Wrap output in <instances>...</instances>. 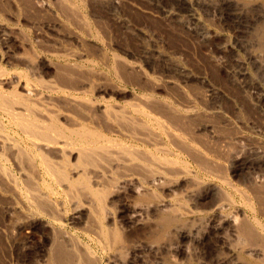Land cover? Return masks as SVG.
<instances>
[{
	"label": "rangeland",
	"instance_id": "374dc122",
	"mask_svg": "<svg viewBox=\"0 0 264 264\" xmlns=\"http://www.w3.org/2000/svg\"><path fill=\"white\" fill-rule=\"evenodd\" d=\"M19 1L20 0H0V11H2L0 12V29L4 30L3 33L5 35L4 36L2 34L3 36L0 37H4L0 39V64L1 68L3 66L5 71H8V73H16L18 72V68L22 69V67H18L17 59L18 55L23 56L24 53L18 45L20 40L17 37H21L20 39H23L27 45L26 50L30 52L33 51L35 57L38 55V59H35V61L38 60L37 63L40 64L41 75L46 76V74H52L54 70L57 69V67L61 68L65 66L68 68L71 67L72 69H77L75 68V65H77L76 67L78 68L80 66L82 71L80 68L77 69V71L75 70L79 75L82 76L80 78H85L84 80L89 84L91 80H94V82H91L90 85H92V83H96V87L93 86L94 84L92 85L93 91L95 89L94 92L91 91L93 94H91L90 90H88V94L92 98H97L98 96V98H100L101 96H104V99H111L113 102L117 101V103L131 100V98H135L136 96H141L143 92L139 90L140 88L138 86H142L143 84V87L149 90V92L152 90L150 92L151 94L149 93V95L153 96H151L152 99L160 102L165 101L164 103L169 105L172 109L175 108V105L177 104L176 106L178 107H176L174 111H177L181 115L184 114V107L188 106L185 111L191 107L190 111L192 112V116L187 119L184 118V121L186 120L185 122L182 120L183 122L181 123H183V126L180 124L181 126L177 127V131L179 130L178 133L186 134L185 138L191 137L193 140L192 142H196V145H202L201 147L205 146V148L212 149L213 151L219 149L223 150L222 148H231L233 150L231 151V149H229V152H231V157L228 159V161H220V163H222V167H220L219 173H216L214 176H205V173L202 174V172H198L194 168L187 167L193 172H191L192 174L190 175V178L194 176V179H192L202 187L198 186L196 189L193 187L191 188L187 178H182V180L180 179L177 182H172L171 184H169V182L166 185H157L156 188L155 186H148L151 188V193L153 192L155 196L153 195L154 199L151 198L146 200V204L151 203L154 205L157 204L158 201H164L165 203L170 202L168 205L172 204L175 209L178 207V212L182 213L183 220L179 222L180 224L178 223V225L173 227L176 229V231L173 228H170L172 232L169 229V231L165 230L163 232L162 230H153L156 228V226L154 227V224H152V222H154L153 216H155L156 213L154 208L147 211V213L143 216V220L146 219V222L143 221L145 224L142 228L136 227L134 229H130L131 232L124 231L125 227L123 225L121 226V224H119L117 221L119 219V211L126 209V206L123 207L124 204L127 203L126 205H130L131 200L134 202V196H130V194L124 192L120 193L119 195L113 194L115 198L113 197L114 200L112 202L108 201L109 205L107 204V206L112 213L113 219H117L114 220V222L117 221L115 224L118 227L117 229H120L119 231H121L119 234L121 233L122 235L120 234L119 236L122 238V240L121 244H118L117 250L111 253H105L102 256V263L222 264L227 262L229 264L230 250L233 251L234 247H236L234 250H238L241 243H236V241H238L237 239H234V237L231 236H228L227 238L226 235L222 240H219L220 242L218 241L219 243L216 245V238H214L211 233H208L210 213L206 207L201 205L202 203H200V201H202L203 196L207 192L208 188V191H210L215 187L211 191L214 193L217 187L220 189V191L222 190L221 193L225 192L223 194H228L229 196L233 195L231 198L235 197L233 198L235 204L233 203L230 205L231 208L229 207L225 213L231 216H235L236 214L237 216H241L242 211H245L246 209L240 204V200L237 198L239 195L234 192L235 190L223 183V177L226 176L228 178L226 181L239 188L246 196H251L250 194L253 193L254 189H264V167L262 166L263 169L257 168L256 164L258 161L253 160L254 156L252 155L256 147L264 148V72L262 71L263 73H261V71L258 69V65H261L263 62L261 64L254 62L253 58L251 57V52H253V54L256 52H261V56L264 57V0H250L251 6L256 11L253 12V15L251 16L246 15L243 12L240 19H236V15L220 14L217 12L212 13L208 6L204 4V0H63L62 2L61 0H39V2H37V0H33L32 4L37 2L35 3L38 4L37 7L35 4L30 6L26 3H22L24 1ZM42 2H45L46 4L48 3L47 8ZM112 3H116L117 5L114 6ZM42 5L45 7L43 9L46 12H42ZM50 5L54 6L51 8ZM113 8L115 10H113ZM57 11L58 13H56ZM70 14L72 19L69 17ZM78 15H80L83 21L78 17ZM187 23L188 25H186ZM95 31L96 33H94ZM204 33H206V35ZM74 43L76 46H74ZM29 44L30 46L32 44L33 45L29 47ZM40 44H43L42 47ZM52 45L61 47L63 46L64 49L68 48L66 50L69 53H74V55L77 56L82 55V58L80 59L81 61L76 60L73 57L74 55L70 53L73 59L71 62L68 61V63L65 62L64 64L54 58V56L50 57L52 55L50 52L44 53L45 51L41 49L44 48L46 50H51L53 48ZM20 53L22 55H20ZM47 54L51 55L48 56ZM111 55H113V58L117 59L115 60L116 63H114L115 61L112 59ZM92 62L94 64H92ZM124 62H126V65ZM129 63V66L131 67L127 65ZM56 65L61 67H56ZM111 66L114 67V69ZM116 66H119V70ZM138 66L141 70L137 69L139 68ZM132 67H136V70H138L137 75L142 76H137V78L136 73H134L136 70ZM123 69H125V71ZM130 69H134L135 71L132 70L134 71L132 72ZM240 69L245 73V79L239 82L240 77L238 76V73L240 72ZM79 70L81 73H79ZM178 70H181L182 72H179ZM142 71L143 74L140 73ZM122 72L127 73L122 76ZM128 72L132 73L128 75ZM144 74L149 76L147 77L148 80L150 78V81L154 80L153 83L156 84L151 85V83L149 84L146 81L140 84V82L144 79ZM129 76L131 79L134 78L136 80L137 78L138 81H135L134 79H132V81ZM127 77L128 79H126ZM124 79H126V82L128 81V84L126 82L123 83L125 81ZM129 80L131 86L129 85ZM98 84L100 85L98 86ZM147 84L151 88H149ZM134 86H137L138 88L135 87V89L133 88ZM101 87L108 90L104 95L101 93ZM4 89L9 90L8 87H4ZM259 96L262 99H259ZM183 105L184 107H181ZM192 109L195 111L193 112ZM194 113H197L198 115H194ZM184 123L187 126H185ZM3 126H5V130L3 129V134L5 133L4 135L7 137L9 136L10 139L12 137L15 140H18V134H16L11 128H9V126H7V122H4ZM184 126L187 130L183 128ZM238 135L239 137L241 136V138H238L239 140L237 139ZM159 136L161 137L163 135L160 134ZM161 138L164 139V136ZM7 151L6 149L4 151V158L6 156L7 159H1L0 166L5 169L6 173H9L7 174L8 177H14L12 180H15L16 183H14L16 185L18 184V158L16 157V162V158L14 157L16 155L14 154L15 152L11 150H9L10 152ZM234 153L238 154L240 158L238 157L237 160L231 161L237 156ZM211 158L215 159L216 157L214 156ZM3 160H5V162L7 161V163H5ZM245 162L252 164L249 169L245 170L242 167V164ZM221 170H223L222 174ZM252 171L253 173H251ZM226 177L224 179H226ZM1 178L2 177H0V181L4 179L2 178L1 180ZM2 182H7L11 185L8 186L6 183L7 187L6 185L4 187V183ZM2 182H0V253L2 254L0 255V264H23L29 258L37 254L40 255L44 252L49 232L47 227L41 229V227L38 225L35 227L36 231H29L26 229L18 230V198H16V196H18V194H16L18 193V185L15 186L11 179L10 181H5L4 179ZM8 188L10 191H8ZM225 188L226 190L224 191ZM189 189H193L194 193L198 189L196 191L198 194L195 193V195L192 197ZM13 192L15 196L13 195ZM9 197L10 199H7ZM196 200L200 203V205L197 204ZM8 206L13 207L14 209ZM197 209L198 212L196 211ZM188 210H192L191 212H193V214L191 212L190 214ZM12 211L16 214L14 213L10 215L13 213ZM70 217V215H67V220ZM147 223H151V228L150 226L146 225ZM182 225L184 228H182ZM147 226L149 228H147ZM68 227L70 226L68 225ZM121 227L124 230H121ZM177 229L181 231H178ZM157 233H160L159 235H161V239L159 238V235H156ZM124 234H126V236H124ZM165 237H167V239ZM153 238H155V240L159 239V241L156 240L157 243H154L156 241L152 240ZM211 240H213L214 243ZM219 244L222 246H219ZM121 245L122 247L119 250L118 248ZM124 246L128 247L126 248ZM238 256H240L239 258L242 259L243 264L256 262L259 263V259L261 258H255V256L251 257V255L239 251L237 252L236 257L238 258ZM240 259H238L239 262H241ZM219 260H222V262L218 263ZM242 262L240 264H242Z\"/></svg>",
	"mask_w": 264,
	"mask_h": 264
},
{
	"label": "bare ground",
	"instance_id": "6f19581e",
	"mask_svg": "<svg viewBox=\"0 0 264 264\" xmlns=\"http://www.w3.org/2000/svg\"><path fill=\"white\" fill-rule=\"evenodd\" d=\"M20 1H24L22 3H26L27 5H30V6L39 2V0H37V2H34L32 4L33 0L32 1L20 0ZM47 1H50V0H47ZM62 1L63 0H61V2ZM203 2L204 4L208 6L209 10L212 13L217 12L220 14L236 15L235 17L236 19H240L241 14L243 12L246 15L251 16L253 15V12L256 11L251 6L250 0H204ZM42 3L45 4L46 5L45 7L47 8L48 3L47 4L45 2H42ZM35 5L37 7L38 4H35ZM66 5H67V1H66ZM113 5L115 6L117 4L115 3ZM45 7L42 5V8H41L43 10L42 12L45 11L43 9ZM113 10L115 9L113 8ZM56 13H58V11ZM69 17L71 18V14ZM78 17L81 18L80 15H78ZM78 17H77V20H78ZM36 20H37V17H36ZM186 25H188V23ZM3 32L4 30L0 29V34H1L0 37L4 35ZM94 33H96V31ZM206 33L204 34L206 35ZM17 38L20 40L19 41L20 44L18 43V45L21 48V50H23L24 52L23 56L18 55V58H17L18 67H22V69L18 68V72L16 73L15 72L8 73V71L4 70L3 66L1 68V64H0V160L6 158V156L4 158L5 149L6 151L7 149L8 151L9 150L14 151L15 153L14 152L13 153L16 155L15 156L13 155V156L15 158L16 157L18 158V167H17L18 184H16L18 185V193L15 192L16 194H18V196H16V198H18V204H17L18 205V230L26 229L29 231H36L35 227L38 225L39 227H41V229L44 227H47L48 232H49L47 236L48 238H47V242L44 248V252L40 255L37 254L29 258L23 264H103L102 256L105 253L107 254L108 252L111 253L117 250L118 244H121L122 238L119 236L121 234V233L119 234V232L121 231H119L120 229H117L118 227L116 226L115 223H117L118 221V223L121 224V226L123 225L125 227L124 228L125 230L122 227H121V230L123 229L126 232H131L130 229H134L136 227L142 228L146 222L145 221L146 219L143 220V216L147 213V211H149L152 208H154L156 212L155 216H153L154 222H152V224H154L153 226L154 227L156 226L157 228L153 230H157V231L162 230L163 232L169 229L171 231L170 228H173L175 225H178V223L181 220H183L182 219L183 215L182 213L178 212V209H177L178 207L176 208L177 209L176 210L172 204L168 205L170 202L165 203L164 201H158L157 204H154V201H153L154 205H152L151 203L146 204V200L151 199V198L154 199L153 198L154 194L153 192L151 193V190H150L151 188L149 187L155 186L156 188L157 185L162 186L164 184L166 185L169 182H170L169 184H171L172 182H177L180 179L182 180V178L183 179L187 178V181L190 184L191 188L193 187L196 189L198 188V186H201V185H198V183H196L193 180L194 176L193 177L191 176L193 179L190 178V175L193 172L189 170L187 167L194 168L198 172H202V174L205 173V176L206 175L214 176L216 175V173H219V169L220 167H222L221 165L222 163H220V161L221 160L228 161V159L231 157V152H229L230 151L229 149L231 148L229 149L222 148L223 150H220L218 148L219 150L213 151L212 149L205 148V146L201 147L202 145L201 146L196 145L195 144L196 142H192L193 140L191 139V137L185 138L186 134L178 133L179 130L177 131V127L183 124L181 122L184 121V118L187 119L192 116V112L190 111L191 107H189L190 109L185 111V109L188 106L184 107L185 104L181 106L185 108V109L183 108L184 114L181 115L177 111H174V109L178 107L176 106L177 104L175 105V108L172 109L169 105L164 103L165 101L160 102V101L152 99L151 98L152 95H149V93L152 90L149 92V90L143 87V84L142 86H138L140 88L139 90L143 92L141 96L137 97L135 95L136 97L131 98V100L121 101L117 103V101L113 102L111 99L110 100L104 99V96H101L103 98L101 97L98 98L99 96L97 98L95 97L92 98L88 94L89 93L88 90H90V92L93 91V86L96 87L95 85L96 83L95 84L92 83V85L94 84L92 86L90 84L91 82H94V80L90 81L89 79L90 81V84H89L87 81L84 80L85 78L84 79L80 78L82 76L79 75L78 72H76L77 69L80 68V66L78 68L76 67L77 65H75V68L77 69H72L71 67L70 68L65 67V66L61 67L59 66L60 65L59 64V65H56V67L59 66L61 68L57 67V69H55L52 74H46V76L41 75L40 64L37 63L38 60L35 61V59H38L37 57L38 55L35 54L37 57L36 58L32 50H31L32 52L27 51L26 50L27 45L23 41V39H20L21 37L20 38L17 37ZM40 45L42 47L43 44H40ZM31 46L29 44V47ZM74 46H76V44ZM41 49L45 51L44 53L50 52L52 54V55L49 54L51 55L50 57L54 56V58H56L57 60H59L60 62L64 64L65 62L68 63V61L71 62V60L73 59L71 57L72 56L71 54L74 55V53L70 52L71 53L70 54L69 52H67L66 49L68 48L64 49L63 46L62 47L53 46L51 50H46L44 48H41ZM100 53H103V52H100ZM20 55L22 54L20 53ZM261 55H262L261 52H256L255 54L251 52V57L253 58L254 62H257L260 64L262 62L264 63V57ZM81 56L74 55L73 57L76 60H80L82 58ZM112 56L113 55H111V57ZM112 59L114 61L117 60L113 57ZM126 62H124V64ZM114 63H116V61ZM263 63L261 65H258L259 67L258 69L259 71H261V73L264 72ZM92 64L94 63L92 62ZM122 64H123V61H122ZM127 65L129 66L130 63ZM112 68L114 69V67ZM134 69L136 70V67ZM134 69H130V70L132 71ZM137 69L141 70L140 67ZM123 70L125 71V69ZM138 70H136L135 72L132 71L136 73V77L138 76L137 75ZM181 70L180 71L178 70V71L182 72ZM81 71L79 73H81ZM125 73L127 72H124L122 76H124ZM130 73L128 72V75H130ZM140 73L143 74V71ZM146 75L144 74L143 77L145 80L143 79V81H141L140 84L144 81L148 82L149 84L151 83V85L156 84V83H153L154 80L150 81L151 80L150 78L148 80L147 77L149 76H146ZM139 76H142V75H139ZM238 76L240 77L239 82L245 79L244 78L245 73L242 72L241 69H240V72L238 73ZM137 78L136 80L134 78L132 79H134L135 81H138ZM126 79H128V77ZM126 79H124L125 81L123 83L126 82ZM99 85L100 84H98V86ZM129 85H130V80H129ZM4 87H8L9 90L4 89ZM135 87L137 86H134L133 88ZM149 88L151 87L149 86ZM101 89H102L101 93H103V95L108 91L102 87ZM91 94L93 93L91 92ZM260 98L261 97L259 96V99ZM198 103H202V102H198ZM192 111L194 112L195 110L192 109ZM197 113H194V115H196ZM4 122H7V126H9V128H11L16 134H18V140H15L12 137L10 139L9 136L7 137L6 135H4L5 133L3 134V129L5 128V126H3ZM185 126L187 125L185 124ZM185 126L183 128H185ZM160 134L164 136V139L161 138L163 136L161 137L159 136ZM238 138H241V136L239 137L238 135L237 139ZM231 151L233 150L231 149ZM11 155H12V152H11ZM236 155L237 156L234 157V159L232 156L233 160L231 161L237 160L239 156L238 154ZM252 155L254 156L253 160L258 161L256 164L257 168L261 169L262 166L264 167V148L256 147ZM214 156L216 158L212 159L211 157H214ZM17 158H16V162H17ZM3 161L5 162V160ZM226 161H223V162H226ZM5 163H7V161ZM251 165L252 164L245 162L242 164V167L246 170V169H249ZM222 171L223 170H221V174H222ZM253 171L251 173H253ZM7 174L9 173H6L5 169L2 168V166H0V177L4 178L5 181L7 180L10 181L11 179V181L14 183L15 180L14 181L12 180L14 177L13 178L11 176L8 177ZM225 177H223V179L221 178L223 180V183L227 185L228 187L233 188V190H235L234 192L239 195L237 198H239L240 204L248 211V213L245 210V211H242L241 216L239 215L237 216V214L235 216L226 214L225 211L230 207V205H232L233 203L235 204V202L233 201V198L235 197L231 198L233 195L229 196L228 194H223L225 192L221 193L222 190L220 191V189L217 187L214 193H212L211 191L215 187L210 191H208L209 190L208 188L205 195L204 196L202 195L203 196L202 201H200V203H202L201 205L206 207L210 213L209 214L210 218H209V223H208L209 224L208 233H211L212 236L216 238L215 239L216 245H218V243L220 242L219 240H222L224 236L226 235H227V238L228 236H231V237H234V239H237L238 241H236V243L237 242L241 243L240 248L239 247H238L239 249L237 248L238 250H234L236 247H234V249L232 247L233 251L230 250L229 252L230 254L229 262L230 263L229 264H240L242 262V259L239 258L241 255L238 256V258L236 257L238 251L245 252L246 254L251 255V257L252 256H255V258L261 257L259 259V263L256 262V263H250V264H257V263L264 264V189L262 190L261 187H260L261 190L254 189L253 193L250 194L251 196H246L245 194L242 193L243 191H241L239 188L233 186V184L231 185L228 181H226L228 178L226 177V179H224ZM6 183L3 184L4 187L5 185L7 187L8 183L7 184ZM253 183L255 184L254 181ZM10 185L11 184H8V186ZM225 190L226 188L224 189V191ZM8 191H10L9 188H8ZM196 191L195 193L198 194V192ZM123 192L130 194V196H134L133 198L135 201L132 202L133 200H131L130 205L129 204L126 205L127 203L124 204L123 207L126 206L125 207L126 209L124 210L122 209L121 211H119V215H118L119 219L118 220L113 219L112 213L108 209L107 204L114 200L115 197L113 194L119 195L120 193H123ZM189 192H191L192 197L193 195H195L193 189L192 190L189 189ZM13 195H14V192H13ZM6 196H3V197H6ZM7 199H10V197ZM186 201H189V200H186ZM198 201H197V204L200 205ZM11 206H8V207L13 208ZM182 209H183V206H182ZM188 211L190 213L192 210L191 211L188 210ZM196 211L198 212V209ZM14 213L15 212L11 213L10 215ZM191 213L193 214V212ZM67 215L71 216L68 220H67ZM114 220H117V221L114 222ZM38 222H41V223H38ZM68 225L70 227H68ZM146 225L150 226L151 228V223L150 224L147 223ZM148 226L147 228H149ZM184 227H185V224H184ZM184 227L182 225V228ZM193 227H196V226H193ZM174 230L176 231V229ZM178 231H181V230H178ZM159 234L157 233L156 235H159ZM124 236H126V234H124ZM160 236L161 235H159V238ZM165 238L167 239V237ZM152 240H155V238H153ZM157 241H159V239ZM157 241L154 243H157ZM219 246H222V245L219 244ZM121 247L122 245L119 246L118 249L120 250ZM0 255L2 254L0 253ZM238 259H240L241 262H239ZM220 262H222V260L221 261L219 260L218 263ZM226 263L227 262L222 263V264H226ZM246 264H249V263H246Z\"/></svg>",
	"mask_w": 264,
	"mask_h": 264
}]
</instances>
